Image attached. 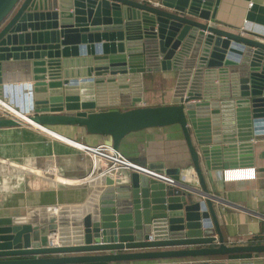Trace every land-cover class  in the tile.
I'll return each instance as SVG.
<instances>
[{
    "label": "water",
    "instance_id": "obj_1",
    "mask_svg": "<svg viewBox=\"0 0 264 264\" xmlns=\"http://www.w3.org/2000/svg\"><path fill=\"white\" fill-rule=\"evenodd\" d=\"M218 1L0 0V82L3 61L56 68L55 83L31 78L52 103L57 86V113L30 123L77 146L47 126L107 136L111 157L129 133L178 125L199 184L162 163L109 162L91 171L81 203L0 217V264H264L203 259L264 253V243L226 245L220 199L199 167L251 165V140L264 138V41L215 26ZM152 72L171 85V103L118 109L140 102L141 75ZM17 125L0 118V127Z\"/></svg>",
    "mask_w": 264,
    "mask_h": 264
},
{
    "label": "crops",
    "instance_id": "obj_2",
    "mask_svg": "<svg viewBox=\"0 0 264 264\" xmlns=\"http://www.w3.org/2000/svg\"><path fill=\"white\" fill-rule=\"evenodd\" d=\"M155 3L158 0H140ZM212 22L215 26L240 35L264 41V0H219ZM39 64L30 61V76L44 81L56 79V68L51 69L45 60ZM44 62V63H43ZM12 78V74H7ZM141 100L133 106H159L171 103V85L164 81L161 72L141 75ZM53 103L47 87L36 91L41 109L39 113L59 108L57 86L54 84ZM56 133L81 143L70 144L47 130L31 123L30 126L0 127V217L22 213L28 207L48 208L79 204L89 191L86 180L91 171L103 170L110 162L108 157L87 147L109 143L107 136L88 134L78 125H48ZM51 133V134H48ZM252 164L217 171H207L203 162L200 169L213 201L219 229L226 245L264 243V138L251 140ZM122 158L138 164L162 163L163 168H178L188 177L194 189L199 184L190 164L188 152L178 125L149 127L125 135L118 146ZM107 153V151H104ZM126 170L125 166H121ZM94 169V170H93ZM54 172H53V171ZM122 170V169H121ZM250 170L252 176L232 175L234 171ZM52 171L55 176L41 175ZM264 257V253H237L203 259ZM201 260V259H199Z\"/></svg>",
    "mask_w": 264,
    "mask_h": 264
},
{
    "label": "built area",
    "instance_id": "obj_3",
    "mask_svg": "<svg viewBox=\"0 0 264 264\" xmlns=\"http://www.w3.org/2000/svg\"><path fill=\"white\" fill-rule=\"evenodd\" d=\"M9 73L12 74V78L5 80ZM29 74L30 67L27 60H7L1 63L0 118L15 120L18 122L19 126H30L31 123L29 121H22V118H27V116H32L40 112L39 110L37 111L38 97H36L35 81ZM45 83H48V81H44V84ZM43 87L46 86L44 85ZM87 149L106 155L109 161L116 167L127 166L126 160L122 158L120 154L115 157L110 156L109 145L107 144H99L95 148L87 147ZM104 151H107V153H104ZM52 171H43L42 173L40 172V174L54 178L55 174L53 173L54 171ZM237 172H243V175L247 176L253 175L250 170H241ZM108 174L115 176L114 170L108 172ZM231 174L235 175L236 171ZM57 208V206H54L46 209L55 212ZM258 216L264 219L262 215ZM51 243H55V240Z\"/></svg>",
    "mask_w": 264,
    "mask_h": 264
},
{
    "label": "bare ground",
    "instance_id": "obj_4",
    "mask_svg": "<svg viewBox=\"0 0 264 264\" xmlns=\"http://www.w3.org/2000/svg\"><path fill=\"white\" fill-rule=\"evenodd\" d=\"M7 79H8V77L5 78V80H7ZM22 121H28V119L25 117V118H22ZM48 134H51V133H48ZM235 175H243V172H236Z\"/></svg>",
    "mask_w": 264,
    "mask_h": 264
},
{
    "label": "trees",
    "instance_id": "obj_5",
    "mask_svg": "<svg viewBox=\"0 0 264 264\" xmlns=\"http://www.w3.org/2000/svg\"><path fill=\"white\" fill-rule=\"evenodd\" d=\"M258 239H260V238H258ZM262 239H263V238H262ZM257 242H259V241H256V242H255V241L253 240L252 243H257ZM261 242H264V239H263V241H261Z\"/></svg>",
    "mask_w": 264,
    "mask_h": 264
}]
</instances>
